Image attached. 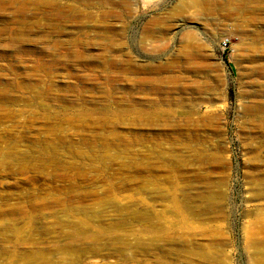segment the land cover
I'll return each mask as SVG.
<instances>
[{"label": "rangeland", "instance_id": "374dc122", "mask_svg": "<svg viewBox=\"0 0 264 264\" xmlns=\"http://www.w3.org/2000/svg\"><path fill=\"white\" fill-rule=\"evenodd\" d=\"M0 264H264V0H0Z\"/></svg>", "mask_w": 264, "mask_h": 264}, {"label": "built area", "instance_id": "2783aa9c", "mask_svg": "<svg viewBox=\"0 0 264 264\" xmlns=\"http://www.w3.org/2000/svg\"><path fill=\"white\" fill-rule=\"evenodd\" d=\"M226 43H227V40H223V44L226 45Z\"/></svg>", "mask_w": 264, "mask_h": 264}, {"label": "bare ground", "instance_id": "6f19581e", "mask_svg": "<svg viewBox=\"0 0 264 264\" xmlns=\"http://www.w3.org/2000/svg\"><path fill=\"white\" fill-rule=\"evenodd\" d=\"M178 24V21L177 22H173V25L175 26V25H177Z\"/></svg>", "mask_w": 264, "mask_h": 264}]
</instances>
